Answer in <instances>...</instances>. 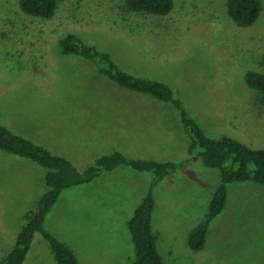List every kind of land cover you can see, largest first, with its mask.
Returning <instances> with one entry per match:
<instances>
[{
    "label": "rangeland",
    "instance_id": "1",
    "mask_svg": "<svg viewBox=\"0 0 264 264\" xmlns=\"http://www.w3.org/2000/svg\"><path fill=\"white\" fill-rule=\"evenodd\" d=\"M173 1L169 15L144 16L130 13L125 0H59L55 16L45 20L25 14L19 0H0V123L17 133L25 126L24 115L36 113L41 117L36 127L46 131L48 110L71 111L73 116L59 118L94 128V144L106 138L91 153L83 152L87 134L68 148L90 154L72 158L80 169L114 152L184 164L155 188L153 228L164 264H264V186L229 184L230 205L211 221L205 248L192 252L188 236L209 213L220 171L202 160L187 162L190 136L172 104L122 88L95 62L61 52L60 40L76 34L127 73L170 85L211 138L230 136L264 148V118L255 117V111L264 110L262 95L244 80L247 70L262 69L264 0L258 21L247 28L231 19L227 0ZM152 107L162 109L161 117L144 118H160L158 126H130L127 139H117L123 130H117L115 110ZM120 169L65 190L48 214L45 228L67 244L79 264L135 259L127 221L146 194L141 182L140 187L127 182V175L137 171ZM47 172L30 159L0 151V261L14 246L25 216L47 192ZM143 174L152 181V174ZM23 264H58L43 234H36Z\"/></svg>",
    "mask_w": 264,
    "mask_h": 264
},
{
    "label": "trees",
    "instance_id": "2",
    "mask_svg": "<svg viewBox=\"0 0 264 264\" xmlns=\"http://www.w3.org/2000/svg\"><path fill=\"white\" fill-rule=\"evenodd\" d=\"M125 8L134 14L144 16L169 15L175 5L173 0H125ZM21 10L32 17L52 19L59 7V0H19ZM231 19L241 27H251L259 19L262 11L261 0H227ZM62 54L80 55L99 65L100 70L122 88L151 95L172 104L180 112L181 122L190 136L187 145L190 161L202 160L205 167L217 169L221 183L211 200L209 213L188 236V246L192 252L205 248L212 220L225 211L228 200V185L234 182H254L264 186V148H254L230 136L215 139L208 136L200 124L187 112L173 88L165 82L135 77L119 68L112 57L94 46L84 43L76 34H68L59 42ZM261 70H247L244 80L253 91L262 95L264 104V51ZM258 118H264V110L255 111ZM0 151L30 159L48 169L45 181L48 190L38 200L36 206L25 216L21 230L11 250L0 264H23L32 249L36 234H43L50 244L58 264H79L74 252L58 237L45 228V222L61 194L77 186L89 184L106 172L122 166L137 172L150 173L153 179L147 194L136 208L128 222L132 241L135 245V259L130 264H164L157 245V235L153 228L156 207L155 188L166 178L183 167L173 161L141 160L125 156L121 152L105 154L93 164L78 168L70 159L54 154L44 146L11 131L0 123Z\"/></svg>",
    "mask_w": 264,
    "mask_h": 264
},
{
    "label": "crops",
    "instance_id": "3",
    "mask_svg": "<svg viewBox=\"0 0 264 264\" xmlns=\"http://www.w3.org/2000/svg\"><path fill=\"white\" fill-rule=\"evenodd\" d=\"M161 110L162 109L158 107H152L149 110H115L113 113V115L117 116L115 123H116V126L120 127V128H117V130H123V133H122L123 135L117 137V139H122V140L127 139L126 132L130 130L129 129L131 128L130 126H133V127L158 126L160 118H144V117H161ZM70 116H73V113L68 110H65V111L56 110V111H50V112L48 110V114L43 118V121L47 125H49V129L44 131L36 127V124L39 121H41V117H39L38 114L36 113L32 114L30 115V117H27V115H24L23 117L24 118L23 123L25 125L24 128H22V130H19V132L16 130L14 131L32 140L33 142L41 146H44L48 150L52 151L54 154L64 156L70 159L71 161H72V158H78V156L83 157L84 154L90 155L89 153L94 152L96 149H100L105 145L106 138L104 137H99L94 144V140L92 139L95 134L94 128L85 129L80 124H74L76 122H74L70 118H63V119L59 118V117H70ZM26 118H29V119H26ZM99 130H102V129H99ZM171 132L172 130L168 131L167 133H171ZM101 133L102 131L99 132V134ZM167 133L162 134V136L164 137V135H166V138H169L170 140H172V138H170V136L167 135ZM82 134H87V136L89 137V141H86L89 145L85 146L86 151H83V152H87L88 150L89 153H79L78 151L74 152V151L69 150L68 149L69 147L77 145V143L82 138ZM187 136L189 135L187 134ZM179 140L180 139H178V142ZM124 146H126L125 143H124ZM100 153L101 152L95 155H91V156L96 157L98 155H101ZM181 168H184V166ZM120 170L121 169H116L115 171H111V172L118 174L117 172ZM111 172H108V173H111ZM106 173H104L99 178H103ZM145 176H147V178L149 179H144ZM126 179L129 184L135 187H140L138 185V182H141L143 184V189L141 188L143 191V195L147 194L146 191L147 189H149L150 183H151L150 177H148V175H144L143 172L129 173ZM155 200H156V207L154 211L153 222L155 218V213L158 210L156 195H155ZM230 202L231 200L228 199L226 208L230 205ZM226 208H225V211L222 213L223 215L225 214L227 210ZM128 222L129 220L127 221V224ZM45 225H46V222H45ZM157 239H159V236H157ZM129 240L130 241L132 240L131 235L129 237Z\"/></svg>",
    "mask_w": 264,
    "mask_h": 264
}]
</instances>
